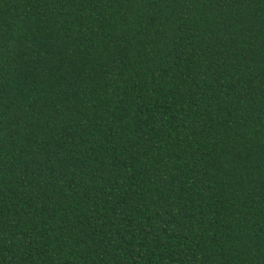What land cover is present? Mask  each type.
I'll return each mask as SVG.
<instances>
[{
    "label": "trees",
    "instance_id": "1",
    "mask_svg": "<svg viewBox=\"0 0 264 264\" xmlns=\"http://www.w3.org/2000/svg\"><path fill=\"white\" fill-rule=\"evenodd\" d=\"M0 264H264V0H0Z\"/></svg>",
    "mask_w": 264,
    "mask_h": 264
}]
</instances>
